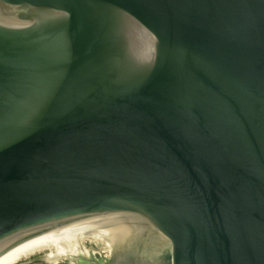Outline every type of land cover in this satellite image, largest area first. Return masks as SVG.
<instances>
[{"label": "water", "instance_id": "95a60500", "mask_svg": "<svg viewBox=\"0 0 264 264\" xmlns=\"http://www.w3.org/2000/svg\"><path fill=\"white\" fill-rule=\"evenodd\" d=\"M74 226L264 264V0H0V256Z\"/></svg>", "mask_w": 264, "mask_h": 264}, {"label": "bare ground", "instance_id": "6f19581e", "mask_svg": "<svg viewBox=\"0 0 264 264\" xmlns=\"http://www.w3.org/2000/svg\"><path fill=\"white\" fill-rule=\"evenodd\" d=\"M85 235L105 238L111 249L114 243H126L136 248L140 254L148 255L149 258L160 251L158 247L154 249L150 245H145L135 236L121 230L74 226L41 233L20 242L0 256V264H17L23 258L35 254L41 249L52 247L57 250L58 255H65L75 251L74 248L79 245L81 237ZM10 245L1 248L0 251Z\"/></svg>", "mask_w": 264, "mask_h": 264}, {"label": "rangeland", "instance_id": "374dc122", "mask_svg": "<svg viewBox=\"0 0 264 264\" xmlns=\"http://www.w3.org/2000/svg\"><path fill=\"white\" fill-rule=\"evenodd\" d=\"M75 251L65 255H58L55 248H46L29 255L17 264H76L77 257H86L96 262L99 259H108L111 248L108 241L102 237L83 236ZM46 257V259H44Z\"/></svg>", "mask_w": 264, "mask_h": 264}, {"label": "flooded vegetation", "instance_id": "af4514ba", "mask_svg": "<svg viewBox=\"0 0 264 264\" xmlns=\"http://www.w3.org/2000/svg\"><path fill=\"white\" fill-rule=\"evenodd\" d=\"M44 259H46V257ZM75 259H76V264H109V260H110V258L108 259L101 258L99 259V261L97 260L96 262H94V260L88 259L86 257H77Z\"/></svg>", "mask_w": 264, "mask_h": 264}]
</instances>
